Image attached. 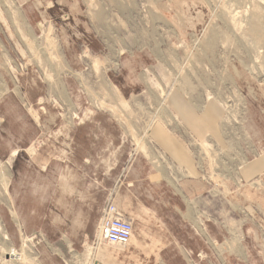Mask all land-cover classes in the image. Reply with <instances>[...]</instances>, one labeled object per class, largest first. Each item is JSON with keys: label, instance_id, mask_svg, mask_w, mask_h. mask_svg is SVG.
<instances>
[{"label": "rangeland", "instance_id": "rangeland-1", "mask_svg": "<svg viewBox=\"0 0 264 264\" xmlns=\"http://www.w3.org/2000/svg\"><path fill=\"white\" fill-rule=\"evenodd\" d=\"M0 264H264V0H0Z\"/></svg>", "mask_w": 264, "mask_h": 264}, {"label": "built area", "instance_id": "built-area-1", "mask_svg": "<svg viewBox=\"0 0 264 264\" xmlns=\"http://www.w3.org/2000/svg\"><path fill=\"white\" fill-rule=\"evenodd\" d=\"M133 234L132 221L125 218L113 202H109L102 211L97 227L98 243L125 247L130 244Z\"/></svg>", "mask_w": 264, "mask_h": 264}, {"label": "crops", "instance_id": "crops-1", "mask_svg": "<svg viewBox=\"0 0 264 264\" xmlns=\"http://www.w3.org/2000/svg\"><path fill=\"white\" fill-rule=\"evenodd\" d=\"M157 140L163 145V147L176 159L179 160L180 162L183 161L184 163L187 162V156L182 149V147L177 144L176 140L173 137H170L168 134H166L163 131L157 130ZM184 159V160H183ZM196 185L195 181H188L184 184L186 187V190L189 194V196H194L196 194V189L193 187ZM135 220H133L134 222ZM136 224V228L140 229L142 237H145L148 231V222L141 218L137 221L134 222V225ZM156 241V239H155ZM134 243V239L132 240ZM131 244V243H130ZM117 254H120L121 252L116 251ZM107 251H104L103 254L106 255ZM108 255V254H107Z\"/></svg>", "mask_w": 264, "mask_h": 264}, {"label": "bare ground", "instance_id": "bare-ground-1", "mask_svg": "<svg viewBox=\"0 0 264 264\" xmlns=\"http://www.w3.org/2000/svg\"><path fill=\"white\" fill-rule=\"evenodd\" d=\"M238 109V108H237ZM132 220V219H131ZM133 221V220H132ZM133 225H134V223H133ZM118 247V246H117ZM14 253H10V254H8V256H9V258L11 259V257H14L15 255H13ZM16 254V253H15ZM24 257H25V255H24Z\"/></svg>", "mask_w": 264, "mask_h": 264}]
</instances>
